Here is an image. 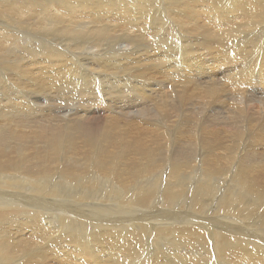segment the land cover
I'll return each instance as SVG.
<instances>
[{"label":"bare ground","instance_id":"bare-ground-1","mask_svg":"<svg viewBox=\"0 0 264 264\" xmlns=\"http://www.w3.org/2000/svg\"><path fill=\"white\" fill-rule=\"evenodd\" d=\"M220 1L172 0L165 4L158 0H0V264H51L57 259L56 251L61 247L58 243L73 244L66 253L59 252V264H129L132 254L140 250V241L121 240L126 237L122 225L113 220V226L95 225L103 221H90L89 215L80 214L79 207H87L85 201H90V196H80L77 185L68 195L75 198L76 205L74 200L68 201L65 217L46 214L45 207L51 203L45 202L54 196V189L38 183L46 175L56 174L73 183L79 180L76 184L83 186H90L86 177L89 171L90 178H94L91 172L105 175L120 191L132 192L131 204L157 209L151 194L157 197L158 182H149L145 176L156 171L167 176L168 185L166 182L160 194L171 205L176 202L175 183L180 181L181 186L176 190H185L184 177L196 180L193 174L203 173L211 178L228 174L229 170L233 181L249 197L246 209L256 210L255 204L264 198V145L261 152L253 145L264 142V120H260L264 114V0ZM163 10L171 23L178 25L177 39H172L171 29L165 27V36L172 40L163 42L160 31L168 21L163 19ZM134 33L147 44L141 48L132 45L133 40L127 37ZM119 34L124 38L114 37L119 38ZM206 35H217L218 39H206ZM224 38L235 43L224 44ZM223 80L226 83L222 86ZM256 86L261 88L262 97L245 98L244 91L252 93ZM166 89L170 90L168 94ZM190 91L201 98L210 97L209 101L188 103L184 96ZM62 101L64 106H60ZM91 107L97 117L106 113L99 128L95 118L96 132L90 129L93 124L87 126L85 116L67 119L70 112L83 115ZM171 119H177L176 131L185 127L176 137L174 132L168 135L165 131ZM191 145L198 150L195 155ZM8 174L37 179L30 189L40 197L18 194V181ZM200 194L191 197L195 199L191 208L198 213L193 216L199 221L198 227L180 228L172 218L163 219V226L175 233L172 243L169 241L173 245L170 251L203 249L204 257L192 250L183 252V263H175L202 264L209 240L219 248L222 264H264V247H246L251 241L244 236L232 245L223 233L225 227L214 226L217 231L208 227L219 210L203 213L198 203ZM184 199L178 201L181 207L187 202ZM222 212L231 211L227 207ZM75 218L78 222L73 221ZM68 220L92 231L87 241L68 228L69 233L51 246L38 253L29 250L35 241L49 237L52 229L59 230L57 223ZM25 237L35 241L26 242ZM247 238L258 242L250 246L264 245L260 234ZM16 242H24L26 247ZM19 256H23L22 262L15 261Z\"/></svg>","mask_w":264,"mask_h":264},{"label":"rangeland","instance_id":"rangeland-1","mask_svg":"<svg viewBox=\"0 0 264 264\" xmlns=\"http://www.w3.org/2000/svg\"><path fill=\"white\" fill-rule=\"evenodd\" d=\"M158 1H160L161 3H165V4H169V3H171L172 2V0H167V1H165V0H158ZM226 2L227 0H222V1H220V2ZM163 19H165L166 21H167V25L166 26H164L162 29H161V31H160V33L164 30V28L165 27H169V30L171 29V32H172V39H177L178 37H180V32H179V30H178V25H175V23L174 22H172L171 23V21H170V16H168L167 15V13H166V10H163ZM166 15V16H165ZM174 25V26H173ZM175 27V28H174ZM177 30V31H176ZM162 35L164 36V38H165V40L163 41V42H165V41H170V40H172L171 39V37L170 38H168V37H166L165 36V31H163L162 32ZM187 35H190V34H188L187 33ZM123 36V37H122ZM110 37V36H109ZM109 37H107V38H109ZM115 38H117V39H120L121 40V38L123 39L124 38V35H121V34H119V38H118V35H117V37L116 36H114ZM114 37H110L111 39L113 38L114 39ZM135 36V33L133 34V36L131 35V34H129L128 35V37L127 38H129V39H131V40H133V43H132V45H134L135 47H137V48H141L143 45H145V44H147L146 42H142V40H140L138 37H136ZM204 38H206V39H210V38H215V39H218V37H217V35H212V36H208V35H206V36H203ZM135 40H134V39ZM168 38V39H167ZM115 40V39H114ZM136 43H135V42ZM139 41H140V43H139ZM235 43V42H233L232 40H229V39H226V38H224V40H223V43L224 44H227V43ZM143 43V44H142ZM172 46H175V45H172ZM15 48V47H14ZM106 48H108V47H106ZM222 76H224L223 74H222ZM227 78V77H226ZM224 83H226L224 80L222 81V86H223V84ZM227 84H228V82H227ZM227 84H226V86H225V89H226V87H227ZM225 85V84H224ZM97 88L99 89L100 87H98L97 86ZM245 90H247V89H245ZM165 91V93L166 94H168V92L170 91L169 89H166V90H164ZM258 91V93H256ZM244 92H246L244 95H245V98H247V99H253V100H255V99H258V98H260V97H262V94H261V88L259 87V86H256L254 89H253V91H252V93H249V94H247V92L248 91H244ZM227 95V94H226ZM225 95V96H226ZM230 96V95H229ZM184 98H185V100H187V102L189 103V102H192V104L193 105H195L196 103H201V104H205V103H207V101H209L208 99L210 98H208V97H205V98H201V97H199L198 95H197V92L196 91H190V93L188 92V94L186 95V96H184ZM207 98V99H206ZM227 99V98H226ZM172 100H174V101H177V98H173ZM206 100V101H205ZM228 100H230V99H228ZM221 101H223L222 99H221ZM264 103V102H263ZM57 104H59V103H57ZM60 104H62V105H60V106H64V104H63V101L60 103ZM58 107V106H57ZM92 108V109H91ZM90 108V110L89 111H86V112H84V114L83 115H81L82 113H80V112H70V116H68L67 117V119H74V118H76L78 115H80V116H85L86 118H85V120L87 121V126H89L90 124H93V128H90L92 131H94V132H96L97 130V127L99 128V126H101V124H102V122L100 121V120H103L104 119V117H102V115L103 116H105L106 115V113L104 112L101 116H98L97 117V115L95 114V113H93L92 111H93V109H94V107H91ZM64 109V108H63ZM92 110V111H91ZM91 111V112H90ZM117 111V110H116ZM108 113H110V111H108ZM89 115V116H88ZM92 115V116H91ZM80 116H78V117H80ZM94 116V117H93ZM258 115H256V117H257ZM95 118H97L98 120H95ZM101 118V119H100ZM176 120L177 119H171V122L170 123H168L167 124V127H166V130L165 131H167V133H168V135L170 134V133H173L174 132V136L173 137H176L177 135V133L178 134H180V132L182 133V132H184V129H185V127H183L182 129H180L179 131L177 130L176 131V129H175V123H176ZM260 120L261 121H263L264 120V114H262V115H260ZM96 121H98L97 122V125L95 124V122ZM84 122V121H83ZM89 122H90V124H89ZM264 122V121H263ZM101 123V124H100ZM86 124H85V126H86ZM100 124V125H99ZM174 124V125H173ZM97 127H96V126ZM140 134H142V132H140ZM147 135V134H146ZM148 136V135H147ZM165 144V143H164ZM242 144V143H241ZM240 144V145H241ZM253 145H255V148L254 149H256L257 151H259V152H261L262 151V145H264V142H262V143H260V144H258V143H255V144H253ZM192 147H191V149L193 148V150H192V152L194 153V155H195V153H197V151L198 150H196V147L194 146V145H191ZM182 147H185L184 145L182 146ZM61 158V157H60ZM192 158H193V156H192ZM191 158V159H192ZM201 159V158H200ZM196 165H197V163H195ZM165 167V166H164ZM229 169V165H228V167H226L225 168V171H227L228 169ZM157 175H156V174ZM154 174H152V175H149V176H145L144 178L147 180V181H149V182H158V183H155L158 187V194H156V198L154 199V195H152L151 194V196H152V201H154V204H156L157 205V209L156 208H140V206H138V205H135V204H131V200H133L134 199V195H132V192H130L129 190H122V191H120L121 189H118L119 187H115L114 185H116V184H114L113 182H111V178L110 177H108V176H105V175H99L98 176V174H96L95 175V173H93V172H91V174L93 175V177L94 178H90V171H89V175L87 174L86 175V177H87V179L90 181V186H83L82 184L81 185H79V184H76V182L77 183H80V181L78 180V181H76V182H70L69 180H67V179H64V178H60L59 179V177H58V175H56V174H52V175H46L45 177H41V178H39L38 179V183L41 185V186H43V188H47V189H54V196H52V197H50L49 199H50V201H46L45 203H51L49 206H47V207H45L46 209H45V211H46V214H48V215H51V213H52V216H54V215H56V216H54L55 218L56 217H65V214H64V209L65 208H67V205L66 204H68V201H73L74 200V205H76V201H75V198L73 199V197H68V195L74 190V186H78V188H77V191L79 192V195L80 196H83V195H87V196H90V201H88V200H86L85 201V203H89L88 205H84V206H87V207H83V206H80L79 208V212H81L80 214H83V215H89L90 216V221L92 220V219H94L93 221H95V220H97L98 219V221H103V222H95L94 224L95 225H101V226H113V224H112V220L113 221H115L118 225H122V227L123 228H125V230H123L124 231V233H123V235H125L126 237L124 238V236H122L121 237V240L122 241H124V240H129V239H132V240H134L135 242H137V241H140V244L141 243H143V244H141V246H140V250L138 249L137 250V252L138 253H136V255H135V252L132 254V259L134 260H132L131 259V262L129 263V264H144V262H145V264H164V263H166L167 261L169 262V263H171V262H173V264H178V263H180V261H182V263L184 262L183 261V259L181 260V256H184L185 254L184 253H186V252H190V253H193V251L194 252H196V253H198V256L199 257H204V255H203V249H198V250H190V249H188V248H186L185 250H183V252L182 251H179V252H177V253H173V251H170V248H172L173 247V245L171 246L170 244L172 243V238L174 237L173 235L175 234V233H173V232H170V230H168V228L166 227V226H163L164 225V223H166V222H163L164 220L163 219H170V218H172V219H170L171 221H173V222H175V223H177V224H179V225H177V226H179L180 228H183V227H187V228H193L194 229V227H198L199 225H197V223H199V221L198 220H195L194 218H193V216L196 214H198L195 210H192V200H195V199H192L191 197H192V194H195V193H198V195L201 193L202 194V196L200 197V201L198 202V200H197V202L199 203V206H202L203 207V209L205 210H203V213H207V212H211V211H213V209H214V211L217 209V210H219L218 212H214L215 213V215L214 216H212L213 217V222L212 223H210L209 224V228H211L212 230H213V228L215 229L216 227H214V226H217V227H219L220 225H222L223 227H225V232H223L224 233V235H226L227 237H229L230 238V240H228L230 243L232 242V245H235V244H237V243H239L240 242V240L241 239H239V238H241V237H243L244 236V238L246 239V240H248V241H251V244H252V242H254V243H258V242H256L257 240H249L247 237H248V235H250V234H260V235H262V237L264 238V218H263V216H264V198H259L258 196H256V198H259V204H255V206H256V210L254 211V212H250V210H247L246 209V207H249V205H248V203H246V200L249 198V197H247V194L245 193V191L244 190H242L241 189V187L238 185V183H236V182H234L233 181V177L231 178V171H229L228 170V174H223V175H221V176H211V178H213V179H211L209 176H206V175H204L203 173H201L202 175L201 176H199V174H193V178H195L196 180H194V179H191V178H186V179H182L183 181H185V182H183V184L184 185H186V186H184V187H182L183 189H185L184 191L182 190L181 191V188L179 189V190H176L177 189V187H181L178 183L180 182V181H178V182H176L175 183V194H177V196H175V198L173 199V200H175L176 199V202L175 201H172L171 202V205L172 204H174V205H172L173 206V208L171 207V205L170 204H166L165 203V201H163V195L162 194H160L161 192L163 193L164 192V186H166V184L168 185V179H167V176L165 177V174H159L158 173V171H156ZM197 173H200V172H197ZM1 175V174H0ZM10 177H12V178H15V179H17V181H18V186H19V188H20V190H18V194L19 193H23V192H25L26 194H28L29 196L31 195V194H33V195H31L30 197H34V198H32V199H37L38 197H40V196H36L35 194H34V192L30 189V186L32 185V184H34L35 182H36V180L37 179H32V178H27V177H23L22 175H18L17 176V174H13V175H11V174H8ZM8 175H6V176H8ZM187 175H190V174H186V176ZM227 175V176H226ZM155 176H157V177H160V178H158V180H157V177L155 178ZM17 177V178H16ZM152 177V178H151ZM198 177V178H197ZM204 179H203V178ZM24 178V179H23ZM109 178V179H108ZM21 179V180H20ZM29 179V180H28ZM154 181H153V180ZM164 179V180H163ZM206 179H207V181H206ZM61 180V181H60ZM204 180V181H203ZM212 180V181H211ZM227 180V181H226ZM16 181V182H17ZM23 181V184L21 183ZM32 181V182H31ZM55 181V182H54ZM58 181V182H57ZM69 181V182H68ZM97 181V182H96ZM20 182V183H19ZM55 184H54V183ZM65 183V184H61V183ZM68 182V183H67ZM160 182H161V184H160ZM167 182V183H166ZM188 182V183H187ZM196 182V183H195ZM32 183V184H31ZM51 183H52V185H51ZM96 183V184H95ZM99 183H101V185L99 184ZM166 183V184H165ZM192 183H193V185H192ZM203 183V184H202ZM206 183H208L207 185H206ZM99 184V185H98ZM164 184V185H163ZM192 186H191V185ZM46 185V186H45ZM56 185V186H55ZM74 185V186H73ZM94 185V188L95 189H92V186ZM113 185V186H112ZM142 185H145V183H143ZM162 185V186H161ZM179 185V186H178ZM188 185H190V188H189V186ZM197 185H198V187H197ZM204 185V186H203ZM217 185V186H216ZM237 185V186H236ZM48 186V187H47ZM58 186V187H57ZM64 186V187H63ZM70 186V187H69ZM72 186V187H71ZM80 186V187H79ZM101 186V187H100ZM160 186V187H159ZM215 186V187H214ZM16 187H17V185H16ZM29 187V188H28ZM54 187V188H53ZM64 189H63V188ZM66 187V188H65ZM87 187H89V188H87ZM117 189L116 191H118V192H116V193H118V194H116L115 193V189ZM240 187V188H239ZM27 188V189H26ZM68 188H69V190H68ZM111 188V189H110ZM160 188V189H159ZM166 188V187H165ZM188 188V189H187ZM198 188L200 189V190H198ZM205 188V189H204ZM26 189V190H25ZM79 189V190H78ZM85 189V190H84ZM87 189V190H86ZM90 189V190H89ZM101 189V190H100ZM207 189V190H206ZM72 190V191H71ZM104 192H103V191ZM105 190H106V192H105ZM161 190V191H160ZM190 190V191H189ZM211 190V191H210ZM223 190V191H222ZM238 190V191H237ZM56 191H58V192H56ZM66 191V192H65ZM83 191V192H82ZM88 193H87V192ZM91 191H92V193H91ZM101 191H102V193H101ZM125 191V192H124ZM178 191H179V194H178ZM187 191H189L188 193H187ZM191 191H193V193L191 192ZM17 192V191H16ZM33 192V193H32ZM63 192V193H62ZM64 192L66 193V194H64ZM99 192V193H98ZM180 192H182V193H180ZM191 192V193H190ZM216 192V193H215ZM228 192V193H227ZM91 193V194H90ZM105 195H104V194ZM131 193V194H130ZM185 193V194H184ZM209 193V194H208ZM237 193V194H236ZM245 193V194H244ZM57 196H56V195ZM63 194H64V196H63ZM100 194V195H99ZM103 194V195H102ZM107 194V195H106ZM113 194V195H112ZM116 194V195H115ZM180 194H181V196L182 195H184V196H186V200L184 199V196H180ZM200 194V195H201ZM218 194V195H217ZM110 195H112V196H110ZM159 195V196H158ZM66 196V197H65ZM188 196V197H187ZM221 196V197H220ZM14 197H18L17 195H15ZM37 197V198H36ZM56 197H58L57 199H56ZM97 197H99V198H97ZM106 197V198H105ZM108 197V198H107ZM124 197V198H123ZM162 198V200H161V203L160 202H158V199H160V198ZM177 197V198H176ZM71 198V199H70ZM101 198V199H100ZM48 199V200H49ZM66 201H65V200ZM181 199V200H180ZM185 200V201H187L186 202V204L183 206V207H181L180 206V204H178L179 202H181L182 200ZM57 200V201H56ZM95 200V201H94ZM96 200H98L97 202H96ZM103 200V201H102ZM117 202H116V201ZM121 200V201H120ZM190 200V201H189ZM225 200V201H224ZM261 200V201H260ZM64 201V202H63ZM70 201V202H71ZM88 201V202H87ZM100 201L102 202L101 204H99L100 203ZM179 201V202H178ZM234 201V202H233ZM57 202V203H56ZM62 204H61V203ZM67 202V203H66ZM99 202V203H98ZM115 202V203H114ZM229 202V203H228ZM243 202V203H242ZM80 203H82V204H84L83 202H80ZM98 204V208L100 207V211H101V213L99 212V210H98V208L95 206L96 204ZM118 203V204H117ZM228 203V204H227ZM54 204V205H53ZM57 204H58V206H57ZM92 204V205H91ZM104 204V205H103ZM109 204V205H108ZM116 204V205H115ZM120 204V205H119ZM129 204H130V206H129ZM164 204H166V206H164ZM221 204V205H220ZM223 204V205H222ZM100 205V206H99ZM103 205V206H102ZM108 205V206H107ZM120 207H119V206ZM160 205V206H159ZM189 205V206H188ZM210 207H209V206ZM214 205V206H213ZM63 206V207H62ZM90 208H89V207ZM113 206V207H112ZM114 206H117V207H114ZM137 206V207H136ZM212 206H213V208H212ZM258 206H259V208H258ZM50 207V208H49ZM92 207V208H91ZM97 208V211L95 212L94 210V212L93 211H91L92 209H94V208ZM122 207H123V209H122ZM129 207H131V208H133V209H131L130 208V210H129ZM160 207V208H159ZM163 207V208H162ZM167 207V208H166ZM178 207V208H177ZM206 207V208H205ZM227 207H229L230 208V213H223L222 211L223 210H225ZM48 208V209H47ZM85 208V209H84ZM110 208V209H109ZM118 208H120L119 210H118ZM135 208H136V210H135ZM179 208H184V210H187V211H185L184 212V210H181L180 212H179ZM186 208V209H185ZM187 208H189V209H187ZM223 208V209H222ZM231 208H233V209H231ZM263 208V209H262ZM50 209V210H49ZM56 209V210H55ZM104 209V210H103ZM117 209V210H116ZM142 210V211H140V210ZM38 210V209H37ZM96 210V209H95ZM109 210V211H108ZM121 210V211H120ZM123 210V211H122ZM133 210H135V213H134V211ZM168 210V211H167ZM171 210V211H170ZM173 210H174V212H173ZM241 210V211H240ZM261 210V211H260ZM45 211H44V213H45ZM51 211H53V212H51ZM90 211V212H89ZM142 212L144 215H141L140 214V212ZM150 211V212H149ZM156 211V212H155ZM194 211V212H193ZM58 212V213H57ZM92 212V213H91ZM100 214H99V213ZM112 212V213H111ZM127 212V213H126ZM160 212V213H159ZM168 212H173L172 214H169ZM192 212V213H191ZM241 212V213H240ZM62 213V214H61ZM96 213H98L97 215H100V216H97L96 215ZM104 213V214H103ZM107 213H108V215H107ZM130 213V214H129ZM149 213V214H148ZM163 213V214H162ZM175 213V214H174ZM179 213V214H178ZM257 213V214H256ZM103 216H102V215ZM106 214V217L104 216ZM111 214V215H110ZM112 214H114V217H115V215H116V217L114 218L113 217V215ZM126 214V215H125ZM189 214V215H188ZM240 214V215H239ZM58 215V216H57ZM136 217H135V216ZM138 215H141V218L139 219V217L140 216H138ZM166 215H169V216H166ZM192 215V216H191ZM95 216H97V217H95ZM109 216V217H108ZM120 216V217H119ZM132 216V217H131ZM138 216V217H137ZM155 216V217H154ZM173 216H174V218H173ZM251 217L250 219L249 218H247V217ZM92 217V218H91ZM101 217V218H100ZM103 217V218H102ZM112 217V218H111ZM152 217V218H151ZM182 218L184 221H181V219L180 218ZM246 217V218H245ZM106 218V219H105ZM114 218V219H113ZM134 218H135V220H134ZM148 218V219H147ZM162 218V219H161ZM188 220H187V219ZM193 218V219H192ZM228 218H230V219H228ZM111 219V220H110ZM146 219V220H145ZM178 221H176V220ZM121 221V222H123V223H120L119 221ZM133 220V221H132ZM141 220V221H140ZM158 220V221H157ZM73 221H76V222H78L77 221V219L75 218V220H73ZM129 221V222H128ZM136 221H138L137 223H140V224H137L136 225ZM195 221H197V222H195ZM215 221V222H214ZM234 221V222H233ZM119 222V223H118ZM144 222V223H143ZM154 222V223H153ZM181 222V223H180ZM188 222V223H187ZM195 222V223H194ZM236 222H237V224H236ZM67 225H66V224ZM101 223V224H100ZM105 223V224H104ZM127 223V224H126ZM143 223V224H142ZM160 223V224H159ZM163 223V224H162ZM228 223V224H227ZM229 223H231V224H233L232 226H231V224H229ZM60 223H57V228L59 229V230H57V231H55L54 229H52V231H51V234H50V236L49 237H47V238H49V239H44V240H38V241H35V240H27L26 239V237L25 238H23V240H25L26 242L28 241V242H31V241H35L36 243H35V245L34 246H32V247H30L29 248V250H31V252H35L36 251V253H38L43 247H45V246H51V244L53 243V242H58V239L59 240H61L62 238H63V236H65V235H67L69 232H67L68 230H70L71 229V233L73 234V235H75L76 237H78L79 239H81V240H84V241H87V237H89V236H91V234H92V231H90L88 228H81V226L78 224V223H76V225H75V222L73 223V222H71V220H68V222H65V221H63V222H61V224L59 225ZM126 224V225H125ZM191 224V225H190ZM196 224V225H195ZM218 224H219V226H218ZM60 227H59V226ZM74 225V226H73ZM123 225H125V226H123ZM194 225V226H193ZM249 225V226H248ZM251 225V226H250ZM78 226V227H77ZM145 226V227H144ZM148 226V227H147ZM163 226V227H162ZM182 226V227H181ZM257 226V227H256ZM51 227V226H50ZM54 226H52L51 228H53ZM128 227V228H127ZM151 227V228H150ZM232 229H231V228ZM50 228V229H51ZM61 228V229H60ZM68 228H70V229H68ZM76 228V229H75ZM78 228V229H77ZM136 228V229H135ZM237 228V229H236ZM127 229V230H126ZM144 229V230H143ZM197 230H200L199 228H196ZM230 229V230H229ZM234 229H236V230H234ZM131 230V231H130ZM136 230H137V234H136ZM147 230V232H145ZM160 230V231H159ZM216 230V229H215ZM65 231V232H64ZM217 231V230H216ZM232 232V235L230 234L231 232ZM75 232H76V234H75ZM135 232V233H134ZM143 232V233H142ZM156 232V233H155ZM202 232H203V230H202ZM208 232H209V230H208ZM249 232H250V234H249ZM61 233H62V235H61ZM128 233V234H127ZM150 233H151V235H150ZM170 233V234H169ZM171 233H172V235H171ZM203 233H205V232H203ZM219 233H222V232H219ZM229 233V234H228ZM53 234V235H52ZM55 234V235H54ZM235 234V235H234ZM238 234V235H237ZM81 235V236H80ZM89 235V236H88ZM136 235V236H135ZM137 235H138V237H137ZM150 235V236H149ZM163 235H164V237H163ZM166 235H169V240H168V238H167V236ZM52 236V237H51ZM87 236V237H86ZM131 236H133V238L131 237ZM140 236H142L143 238L141 239V237ZM159 236V237H158ZM172 236V237H171ZM204 236L207 238V234H204ZM234 236V237H233ZM82 237V238H81ZM131 237V238H130ZM148 237V238H147ZM55 238V239H54ZM58 238V239H57ZM129 238V239H128ZM152 238V239H151ZM141 239V240H140ZM150 241H149V240ZM232 239V240H231ZM244 239V240H245ZM152 240V241H151ZM42 241V242H41ZM46 241V242H45ZM143 241V242H142ZM171 243H170V242ZM41 242V243H40ZM145 242V243H144ZM148 242V243H147ZM167 242V243H166ZM16 243H18V245H19V247H23L24 245H25V247H26V244L24 243V242H16ZM49 243V244H48ZM152 243H154V244H152ZM163 243V244H162ZM170 243V244H169ZM233 243H235V244H233ZM30 244V243H29ZM60 244V249L59 250H57L56 251V257H57V259L55 260V262H53V263H56V264H59L60 263V253H66V249L68 248V246H73V244H69V243H65V244H62L61 245V243H58V245ZM168 244V245H167ZM250 244V245H251ZM149 247H148V246ZM170 245V246H169ZM250 245H248L247 246V244L245 245L246 247H250V248H253L254 246L256 247H264V245L263 244H257V245H253V246H250ZM36 246V247H35ZM37 246H38V249H37ZM64 246V247H63ZM91 246H92V244H91ZM66 247V248H65ZM141 247H143V248H141ZM153 247H154V249H153ZM156 247V248H155ZM36 248V249H35ZM52 248L54 249V245H52ZM69 248H71V247H69ZM152 248V249H151ZM217 246H215V244H213V243H211V242H209V240H208V245H207V250H208V252H206L207 253V255H206V257H205V259L203 260V262H202V264H222L223 263V259L219 256V252L217 251ZM32 249H34V250H32ZM167 249H168V251H167ZM219 249V248H218ZM143 252H142V251ZM153 250H154V253H152L153 252ZM163 250H164V252H163ZM206 250V251H207ZM61 251V252H60ZM93 251H95V249L93 250ZM151 251V252H150ZM157 251V252H156ZM60 252V253H59ZM158 252H160V253H158ZM202 254H201V253ZM93 253V252H92ZM149 253V254H148ZM153 255H151V254ZM180 253V254H179ZM216 253V254H215ZM236 253H239L238 251H236ZM146 254H148V255H146ZM159 254V255H158ZM165 254V255H164ZM170 254V255H169ZM172 254V255H171ZM182 254V255H181ZM201 254V255H200ZM151 255V257H149ZM156 255V256H155ZM161 255H163V256H161ZM217 255V256H216ZM137 259H135L134 257ZM138 256V257H137ZM160 256V257H159ZM175 256H178V257H175ZM219 256V257H218ZM147 257V258H146ZM153 257V258H152ZM165 257H167V258H164ZM180 257V258H179ZM59 258V259H58ZM146 258V259H145ZM175 258H177V259H175ZM24 258H23V256H19L17 259H15V261L17 260L18 262H22V260H23ZM151 259H154V260H151ZM137 262H136V261ZM138 260H140V261H138ZM146 260V261H145ZM149 260V261H148ZM160 260V261H159ZM164 260V261H163ZM221 260H223V261H221ZM59 261V262H58ZM171 261V262H170ZM175 261L176 262H178V263H175ZM219 261V262H218ZM159 262V263H158ZM221 262V263H220ZM51 264H53L52 262H50ZM227 263V262H226ZM172 264V263H171ZM227 264H229V263H227Z\"/></svg>","mask_w":264,"mask_h":264}]
</instances>
